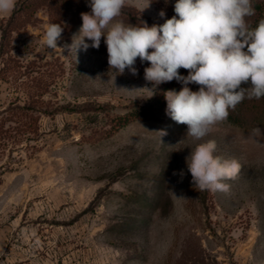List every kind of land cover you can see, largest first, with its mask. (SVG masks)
<instances>
[{
  "label": "rangeland",
  "instance_id": "rangeland-1",
  "mask_svg": "<svg viewBox=\"0 0 264 264\" xmlns=\"http://www.w3.org/2000/svg\"><path fill=\"white\" fill-rule=\"evenodd\" d=\"M148 2L125 6L158 24L175 15L176 0H152L144 9ZM12 13H0V28ZM69 17L61 23V48L82 26L69 25ZM34 18L15 34L20 60L44 71L52 63L58 72L40 99L45 104L37 105L47 113L32 115L36 133L18 143L0 139V225L10 230L11 264H264V131L221 122L194 141L167 106L116 128V115L146 108L167 82L151 98L125 91L152 87L144 79L150 62L137 58L136 76L113 71L103 36L98 49L77 57L49 49L42 41L51 15L40 9ZM20 91L0 81V113L24 106ZM159 130L167 135L160 139ZM209 139L217 142L215 155L241 165L235 179L224 181L227 192L200 191L188 172L186 157ZM181 170L182 180L173 175Z\"/></svg>",
  "mask_w": 264,
  "mask_h": 264
},
{
  "label": "clouds",
  "instance_id": "clouds-1",
  "mask_svg": "<svg viewBox=\"0 0 264 264\" xmlns=\"http://www.w3.org/2000/svg\"><path fill=\"white\" fill-rule=\"evenodd\" d=\"M16 3L0 0V13L13 11ZM126 3L87 0L91 11L80 14L82 26L70 45L58 47L64 31V25L58 23L47 25L42 43L49 49L74 51L77 57L81 50L98 49L103 36L113 71L124 74L127 70L136 76L137 58L141 64L150 62L144 68V79L152 87L123 90L144 91L148 95L143 98H151L162 83L175 80L181 84L179 91L163 93L166 114L174 122L187 125L186 136L194 141L203 140L213 126L226 121L230 110L244 99L264 98V18L255 27L249 26L247 18L255 14L252 0H176L175 15L151 26L147 22H114ZM159 16L163 19L165 12L161 10ZM181 68L188 71L186 76L180 74ZM249 82V87H242ZM191 84L198 85V91H193ZM252 131L262 134L260 128ZM156 132L160 139L167 135L165 130ZM217 147V142L209 139L197 144L186 157L192 183L200 191L227 192L230 186L224 181L235 179L240 171L236 159L215 155ZM173 175L182 180L185 173L181 170Z\"/></svg>",
  "mask_w": 264,
  "mask_h": 264
},
{
  "label": "trees",
  "instance_id": "trees-1",
  "mask_svg": "<svg viewBox=\"0 0 264 264\" xmlns=\"http://www.w3.org/2000/svg\"><path fill=\"white\" fill-rule=\"evenodd\" d=\"M252 6L255 14L248 17L247 22L249 26L255 27L258 21L264 18V0H252ZM40 9H46L50 13L51 22L53 23L61 24L65 17L69 15L70 20L68 24L72 27L82 22L80 15L82 12L91 11L87 6V0H19L12 15L6 22L2 23L0 28V63L2 64L0 68V81L1 83L15 84L16 89H19V93L21 92L20 89L23 88L22 92L25 96L24 106L16 104L0 113V139L13 138L14 143L20 142L26 135L36 133L34 123L31 121L32 115L37 112L47 113V110H42L37 105L40 99L49 92V88L55 82L58 72L52 63L46 64L49 68L45 71L44 69L34 70L33 65H35V62L24 65L20 60L21 50L14 44L15 34L25 29L27 24L34 23L36 21L34 15ZM117 21L133 25L147 22L149 26L153 23L152 20L144 18L137 10L129 6L123 8L122 14L116 18ZM12 51H14V56L11 54ZM35 72L44 75L40 76L41 78H37L33 75ZM179 72L185 76L188 74V71L182 68L179 69ZM249 86L250 82L242 84V87ZM181 87V84L173 80L166 83L164 92L171 89L179 91ZM189 87L193 91H198L199 88L195 84H191ZM40 103L45 104L43 101ZM166 106L167 103L162 94L146 108H133L126 114L116 115L113 118V124L116 128H123L138 118H150L153 113ZM6 122H10L14 126L4 129ZM223 123L246 130L260 128L261 131H264V98L259 100L244 99L237 105L235 110H230L227 120ZM141 206H151V202H141Z\"/></svg>",
  "mask_w": 264,
  "mask_h": 264
},
{
  "label": "crops",
  "instance_id": "crops-1",
  "mask_svg": "<svg viewBox=\"0 0 264 264\" xmlns=\"http://www.w3.org/2000/svg\"><path fill=\"white\" fill-rule=\"evenodd\" d=\"M9 228L0 225V264H11V252L8 246Z\"/></svg>",
  "mask_w": 264,
  "mask_h": 264
}]
</instances>
